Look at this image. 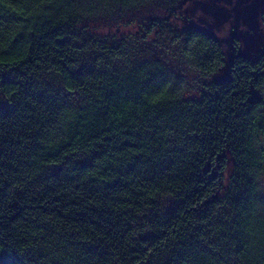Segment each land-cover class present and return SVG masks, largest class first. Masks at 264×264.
<instances>
[{"label": "trees", "instance_id": "trees-1", "mask_svg": "<svg viewBox=\"0 0 264 264\" xmlns=\"http://www.w3.org/2000/svg\"><path fill=\"white\" fill-rule=\"evenodd\" d=\"M173 1L0 0V264H264V53L210 80L219 42L145 12Z\"/></svg>", "mask_w": 264, "mask_h": 264}, {"label": "rangeland", "instance_id": "rangeland-1", "mask_svg": "<svg viewBox=\"0 0 264 264\" xmlns=\"http://www.w3.org/2000/svg\"><path fill=\"white\" fill-rule=\"evenodd\" d=\"M149 9L145 12L153 14L154 10L158 11L155 16L163 18L175 29L201 30L219 42L224 54V67L210 79L212 81L226 76L237 49L242 56L251 60L258 59L264 53V0H175L170 3H155ZM142 17L144 16L139 12L131 13L129 16H122L119 21L103 19L90 22L87 28L98 36H138L144 33V27L147 26ZM159 37L163 38L161 40L167 38L164 35ZM197 80L203 82L202 79ZM195 90L188 92L186 96L198 97V91ZM254 97L264 103V90L255 91ZM232 172L233 163L229 159L223 174L224 188L227 187ZM262 188L264 189V181Z\"/></svg>", "mask_w": 264, "mask_h": 264}]
</instances>
